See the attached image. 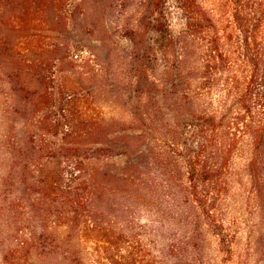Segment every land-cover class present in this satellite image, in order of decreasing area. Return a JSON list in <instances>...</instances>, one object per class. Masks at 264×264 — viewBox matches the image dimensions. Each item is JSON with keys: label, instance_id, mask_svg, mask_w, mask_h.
<instances>
[{"label": "rangeland", "instance_id": "obj_1", "mask_svg": "<svg viewBox=\"0 0 264 264\" xmlns=\"http://www.w3.org/2000/svg\"><path fill=\"white\" fill-rule=\"evenodd\" d=\"M196 1L222 27L231 7L226 0ZM184 30V15L170 0H0V264H60L53 256L28 255L23 243L37 231L66 236L63 194L52 182L44 187L41 176L44 168L50 174L61 168L44 155L64 134L54 110L61 93L74 95L81 111L104 117L115 130L122 128L120 121L137 127L135 119L146 118L142 104L148 107L154 92L168 95L170 70L194 72L202 64L200 43L185 58ZM41 59L51 60L38 66L47 85L40 99L25 69ZM210 96L219 116L231 106L222 87ZM42 143L46 153L38 151ZM114 159L122 164L120 156ZM175 163L180 175L174 194L141 204L105 193L91 205L93 218L139 235L156 264H264V197H255L258 184L246 155L232 154L227 186L210 216L186 198L185 164L180 158ZM255 173L264 189V166ZM85 215L91 217L89 210Z\"/></svg>", "mask_w": 264, "mask_h": 264}, {"label": "trees", "instance_id": "obj_2", "mask_svg": "<svg viewBox=\"0 0 264 264\" xmlns=\"http://www.w3.org/2000/svg\"><path fill=\"white\" fill-rule=\"evenodd\" d=\"M170 1L184 15L181 43L185 58L200 43L205 51L202 64L194 72L170 70L168 95L154 92L156 97L148 107L142 104L147 119H135L137 127H125L131 120L120 121L122 128L115 130L104 117L81 111L74 95L61 93L54 110L64 134L54 150L44 154L61 168L51 174L44 168L41 176L44 187L52 182L63 194L66 236L59 238L49 231L43 237V233L33 232L23 243L28 255L38 259L53 256L60 264H156L139 235L99 223L91 205L105 193L131 197L141 204L153 196L174 194L180 175L177 158L186 168V198L207 216L214 212L227 186L232 154L246 155L258 184L255 197L260 201L264 197L255 173L264 166V0H226L231 7L222 27L196 0ZM153 32L160 34L158 22ZM49 60L27 63L25 70L34 83L30 87L36 89V98L43 97L40 89H47L38 66ZM181 63L185 67L184 57ZM219 87L231 99V106L220 116L210 96ZM185 125L193 127L179 132ZM45 146L42 143L38 151L46 153ZM26 147L28 155L35 156ZM116 156L122 164L115 162ZM38 164L42 167L43 162ZM86 209L91 217L84 216ZM87 242L93 243L89 249Z\"/></svg>", "mask_w": 264, "mask_h": 264}]
</instances>
